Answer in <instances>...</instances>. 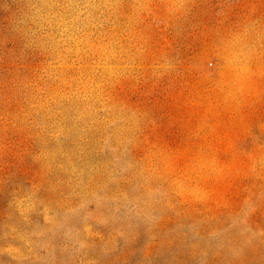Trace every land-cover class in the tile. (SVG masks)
<instances>
[{
  "label": "rangeland",
  "instance_id": "1",
  "mask_svg": "<svg viewBox=\"0 0 264 264\" xmlns=\"http://www.w3.org/2000/svg\"><path fill=\"white\" fill-rule=\"evenodd\" d=\"M0 264H264V0H0Z\"/></svg>",
  "mask_w": 264,
  "mask_h": 264
}]
</instances>
